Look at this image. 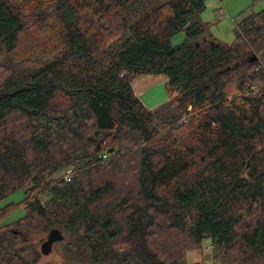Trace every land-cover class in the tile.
Masks as SVG:
<instances>
[{"label":"trees","instance_id":"trees-1","mask_svg":"<svg viewBox=\"0 0 264 264\" xmlns=\"http://www.w3.org/2000/svg\"><path fill=\"white\" fill-rule=\"evenodd\" d=\"M207 1L0 0V202L24 190L26 212L0 264H43L52 229L73 238L63 264H187L205 240L264 264V10L225 45ZM143 75L167 78L157 109Z\"/></svg>","mask_w":264,"mask_h":264},{"label":"rangeland","instance_id":"rangeland-1","mask_svg":"<svg viewBox=\"0 0 264 264\" xmlns=\"http://www.w3.org/2000/svg\"><path fill=\"white\" fill-rule=\"evenodd\" d=\"M264 10V0H208L206 10L200 15L199 21L202 22L206 35L225 45H232L238 36L236 23L247 17L251 13H258ZM185 33H180L172 39L174 46L180 45L185 41ZM258 60L264 63V54H257ZM3 55L0 54V61ZM146 77L145 75H143ZM132 81L134 77L131 78ZM172 94L167 88V79L164 75L148 76L146 84L143 86V94L140 96L141 102L147 108L157 109L165 103ZM25 199V191L19 190L6 200L0 202V208L9 204H16V207L0 223L1 226L11 225L25 217L26 212L19 204ZM41 236H35V240H40ZM48 235L43 236V242ZM65 240L57 245L53 251L45 256L43 264H63L66 260V246L73 240L70 235L64 233ZM39 244L41 248L42 243ZM231 264L229 258L223 257L215 260L212 256L211 244L205 240L202 249L191 251L187 254V264Z\"/></svg>","mask_w":264,"mask_h":264},{"label":"water","instance_id":"water-1","mask_svg":"<svg viewBox=\"0 0 264 264\" xmlns=\"http://www.w3.org/2000/svg\"><path fill=\"white\" fill-rule=\"evenodd\" d=\"M258 57L256 55H254L251 58V61H257ZM65 240L64 235H62V233L57 230V229H52L49 232L48 238L46 241H44L41 245V253L43 256H48L54 249V246L57 243H61Z\"/></svg>","mask_w":264,"mask_h":264},{"label":"crops","instance_id":"crops-1","mask_svg":"<svg viewBox=\"0 0 264 264\" xmlns=\"http://www.w3.org/2000/svg\"><path fill=\"white\" fill-rule=\"evenodd\" d=\"M202 24V22H201ZM203 25V24H202ZM146 77L144 76H137L134 78V80L132 81V88H133V91H134V94L135 96L140 100V96H142L143 94V86L146 84L147 82V78L148 76H151V75H145ZM167 79V78H166ZM171 98V97H170ZM169 98V99H170ZM168 99V100H169ZM167 100V101H168ZM141 101V100H140ZM146 107V106H145ZM147 108V107H146ZM148 109H151V108H148ZM153 110V109H151ZM1 223V222H0Z\"/></svg>","mask_w":264,"mask_h":264},{"label":"built area","instance_id":"built-area-1","mask_svg":"<svg viewBox=\"0 0 264 264\" xmlns=\"http://www.w3.org/2000/svg\"><path fill=\"white\" fill-rule=\"evenodd\" d=\"M254 89H256V88H254ZM107 154H105L104 156H103V158L104 159H107ZM71 178H72V170L71 169H68L66 172H65V181L66 182H69V181H71Z\"/></svg>","mask_w":264,"mask_h":264}]
</instances>
